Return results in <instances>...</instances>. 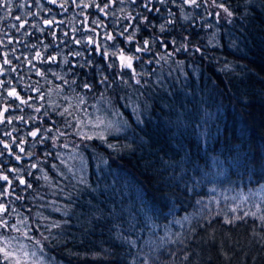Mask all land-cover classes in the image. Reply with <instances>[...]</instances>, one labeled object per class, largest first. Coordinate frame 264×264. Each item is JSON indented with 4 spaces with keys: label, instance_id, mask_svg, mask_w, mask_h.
Here are the masks:
<instances>
[{
    "label": "trees",
    "instance_id": "16d2710c",
    "mask_svg": "<svg viewBox=\"0 0 264 264\" xmlns=\"http://www.w3.org/2000/svg\"><path fill=\"white\" fill-rule=\"evenodd\" d=\"M207 1L231 20L203 0L0 8V247L19 237L43 264H264V201L243 200L264 189V0ZM120 51L138 57L139 83ZM104 107L125 131L86 130Z\"/></svg>",
    "mask_w": 264,
    "mask_h": 264
},
{
    "label": "snow or ice",
    "instance_id": "6c2138e0",
    "mask_svg": "<svg viewBox=\"0 0 264 264\" xmlns=\"http://www.w3.org/2000/svg\"><path fill=\"white\" fill-rule=\"evenodd\" d=\"M51 2L55 3V0H51ZM161 3L164 2V0H160ZM186 2L190 3V4H197V0H186ZM63 6V5H61ZM87 6V5H85ZM147 7V5H145ZM9 7V0H0V8H8ZM218 7H221L223 9V11L225 13H227V15L230 17L232 16V12H230L227 8L223 7V5H218ZM101 11H103V9H101ZM217 15H219V13H217ZM17 19H19V17H17ZM21 27H23V24L20 25ZM108 40H112L113 37L111 35L107 36ZM129 40H131V37H128ZM89 44L93 43V40L91 38H89L88 40ZM147 44V42H146ZM142 50H146V49H140L137 48L136 51H142ZM197 51H199V49H197ZM104 55H109V53H107V51H105ZM111 55L113 56H117V58L120 60L121 63V67L122 68H127V69H133V60L134 59H138V57H133V56H129V55H125L123 51H120L119 53L117 52H113L111 53ZM37 56H39V53H37ZM53 60L55 59V57L52 58ZM5 64L9 63V61L5 60L4 61ZM111 66V65H110ZM134 72V69H133ZM37 74L40 75L41 73L39 72V70H37ZM103 82V81H102ZM137 83H139V81H136ZM85 87H89L88 85H85ZM8 95L10 97H14L15 99L19 100L20 103L22 104H27L28 101L21 99V97L19 96V94L15 91L12 90L8 93ZM4 111L6 112L7 109L5 108ZM133 111L136 113L137 115V120H139V112L138 109L136 107H133ZM0 122H3V113L0 112ZM9 123H11V121H8ZM142 123V121H140ZM31 135L33 137H35L37 135V132H32ZM89 139H91V137H88ZM103 138V137H101ZM9 145L8 144H4V148H8ZM20 151L23 152L24 149L20 148ZM17 159L19 160L20 157H17ZM0 180H3L5 182H7L8 184H11V181L9 180V177L7 175H3L0 176ZM21 184H24L25 181L23 179L20 180ZM80 183L85 184L86 188H90L89 185H87V181H85L83 178H81ZM31 185H29L30 187ZM95 191V190H92ZM199 203V201H198ZM88 204L90 207H92V219H98V217L95 215L96 212H99L100 209L95 208L94 206H91V201H88ZM233 211H235V209H233ZM9 213V209L6 205L0 203V229H5L7 230L10 226L8 224L7 220H4L3 217L8 215ZM245 215H248V213H245ZM251 215L253 217H256V213H251ZM102 218V214L101 217ZM236 218H232L229 219L227 217H225L224 219V223L226 224H234ZM259 220L264 223V215L259 217ZM184 221L188 222L189 224L191 223V217H184ZM91 221H89L90 223ZM176 223H181L179 221H176ZM209 224H211V220L208 221ZM183 223H181V227H183ZM13 228H15V226H11ZM201 227H203V225H201ZM17 231H19V229H16ZM192 231H195V229H192ZM25 236H27V233H24ZM211 238V237H210ZM119 240L121 243H126V244H130V245H134L135 242L134 241H130L127 236L123 235V233H121V235L119 236ZM10 241H8L7 243L4 244L3 247H0V254L3 255L5 261L8 262V264H43V261L41 260V258L39 256H37V253L35 251H29L26 246H24L23 244H21L19 246V252L18 254L15 252H10L8 250L9 245H10ZM41 254L43 253V249H40ZM189 255L190 253L186 252L183 257L181 258L183 261H187L189 259Z\"/></svg>",
    "mask_w": 264,
    "mask_h": 264
},
{
    "label": "rangeland",
    "instance_id": "374dc122",
    "mask_svg": "<svg viewBox=\"0 0 264 264\" xmlns=\"http://www.w3.org/2000/svg\"><path fill=\"white\" fill-rule=\"evenodd\" d=\"M198 1L199 0H197V2ZM184 3L188 6L196 5V4H190V3L186 2V0H184ZM203 3L205 4V6L208 7V10L210 11V13L213 14L217 20H219V21H221V20L230 21L231 20L232 16L229 17L227 15V13H225L221 7H218V5H220V4H215V3L211 2V1H207V0H203ZM217 13H219V15H217ZM168 53L171 54V51L167 52L166 54H168ZM125 55H127V54H125ZM169 56H172V55H169ZM156 57H157L156 58L157 60H155V61L157 62V64L164 62V59L161 56L157 55ZM136 60L137 59L133 60L134 72H133V69H127V68L121 67L122 69L128 70L131 73V76L135 82L137 80H139V75H138V73H136V70L134 67V63ZM83 126L86 128V130L89 133L96 134L98 137H105V136L109 135L110 132L111 133H117V132L122 133L123 131L126 130V126H125L121 116L118 113L111 111V109H109L108 107H104L103 110H97L93 116L88 115L83 122ZM85 138H87V137H85ZM71 155H72V158H78L77 153L75 151ZM243 200L248 201V202L264 201V189H260L258 191L252 192V193H246ZM9 241L11 242L9 245V248H8V250L10 252H15L18 254L19 246L21 244H23L24 246H26V248L29 251H35L37 253V256H39L41 258V260L43 261V258H42L43 256L40 254L39 248L28 245V243L26 241H24V239H21L19 237H13ZM13 264H14V261H13Z\"/></svg>",
    "mask_w": 264,
    "mask_h": 264
}]
</instances>
